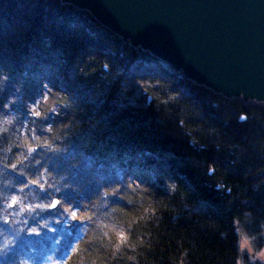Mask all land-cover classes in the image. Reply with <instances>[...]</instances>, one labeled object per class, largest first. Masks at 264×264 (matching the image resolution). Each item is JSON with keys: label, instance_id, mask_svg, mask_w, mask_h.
I'll return each mask as SVG.
<instances>
[{"label": "trees", "instance_id": "trees-1", "mask_svg": "<svg viewBox=\"0 0 264 264\" xmlns=\"http://www.w3.org/2000/svg\"><path fill=\"white\" fill-rule=\"evenodd\" d=\"M144 64L153 92L186 97L127 102L116 73ZM44 77L49 133L0 130V206L43 171L52 197L86 200L76 215L104 230L68 264H264L239 248L240 233L264 244V107L191 82L72 4L0 0V112L14 93L24 108ZM142 183L138 199L127 191Z\"/></svg>", "mask_w": 264, "mask_h": 264}, {"label": "water", "instance_id": "water-1", "mask_svg": "<svg viewBox=\"0 0 264 264\" xmlns=\"http://www.w3.org/2000/svg\"><path fill=\"white\" fill-rule=\"evenodd\" d=\"M61 2L86 10L191 82L264 99V0Z\"/></svg>", "mask_w": 264, "mask_h": 264}, {"label": "rangeland", "instance_id": "rangeland-1", "mask_svg": "<svg viewBox=\"0 0 264 264\" xmlns=\"http://www.w3.org/2000/svg\"><path fill=\"white\" fill-rule=\"evenodd\" d=\"M154 70V65L145 64L118 69L116 74L124 78L121 97H126L127 102L131 103L140 101L143 106L146 98L168 104L179 97H186L182 92H153L154 84L143 77L150 76ZM41 87L40 93H36L24 108L21 107L16 93L9 95L5 109L0 112V130L7 126L15 127L17 131L19 127L29 129L28 135L34 142L39 130L44 136L49 133V119L43 122L41 127H37V122L42 114L44 101L54 88L52 82L45 77L41 80ZM216 93L228 101L237 100L246 105L264 107V99L261 98L237 92ZM49 112L50 118H53L57 110L51 109ZM41 139L44 138L41 136ZM58 185V181L45 175L43 171L36 177L33 185L29 186L24 182L7 195V200L0 206V249H3L0 253V264H68L78 248L77 245L82 238L88 236L89 231L103 232L104 229L99 228L100 226L95 225L93 229L91 223L81 221L77 215L73 218V213L78 214V211L85 210L86 200L78 201L70 192L61 197H52V192ZM169 185L170 182L165 180L163 186L166 188ZM144 188L142 183L127 188V191L130 190L133 197L139 198ZM13 199L16 203L10 207ZM53 200H56V203L55 207L51 208ZM256 243V239L240 233L241 252L247 256L250 263H264V258L259 256V253L264 251V244L256 246Z\"/></svg>", "mask_w": 264, "mask_h": 264}, {"label": "snow or ice", "instance_id": "snow-or-ice-1", "mask_svg": "<svg viewBox=\"0 0 264 264\" xmlns=\"http://www.w3.org/2000/svg\"><path fill=\"white\" fill-rule=\"evenodd\" d=\"M243 119V118H242ZM15 167V166H14ZM16 203V200L15 199H13L12 200V204H10L9 206L11 207L13 204H15ZM53 207H55V204H53ZM73 218L75 219L76 218V214L75 213H73ZM5 223H6V221H5ZM121 239H123V237L121 238ZM3 252V249H0V253H2Z\"/></svg>", "mask_w": 264, "mask_h": 264}, {"label": "clouds", "instance_id": "clouds-1", "mask_svg": "<svg viewBox=\"0 0 264 264\" xmlns=\"http://www.w3.org/2000/svg\"><path fill=\"white\" fill-rule=\"evenodd\" d=\"M259 256L262 257V258H264V251H261V252L259 253ZM237 264H240V262L237 261Z\"/></svg>", "mask_w": 264, "mask_h": 264}, {"label": "bare ground", "instance_id": "bare-ground-1", "mask_svg": "<svg viewBox=\"0 0 264 264\" xmlns=\"http://www.w3.org/2000/svg\"><path fill=\"white\" fill-rule=\"evenodd\" d=\"M231 89H233V88H231ZM240 92L242 93V91L240 90Z\"/></svg>", "mask_w": 264, "mask_h": 264}]
</instances>
